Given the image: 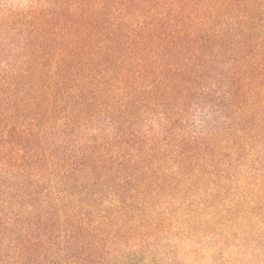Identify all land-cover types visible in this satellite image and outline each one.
<instances>
[{
	"label": "trees",
	"instance_id": "obj_1",
	"mask_svg": "<svg viewBox=\"0 0 264 264\" xmlns=\"http://www.w3.org/2000/svg\"><path fill=\"white\" fill-rule=\"evenodd\" d=\"M208 229L264 252V0H0V264Z\"/></svg>",
	"mask_w": 264,
	"mask_h": 264
},
{
	"label": "rangeland",
	"instance_id": "obj_2",
	"mask_svg": "<svg viewBox=\"0 0 264 264\" xmlns=\"http://www.w3.org/2000/svg\"><path fill=\"white\" fill-rule=\"evenodd\" d=\"M208 229L192 237L179 235L168 242L164 261L170 264H264L263 249L243 236ZM173 258V259H169Z\"/></svg>",
	"mask_w": 264,
	"mask_h": 264
}]
</instances>
